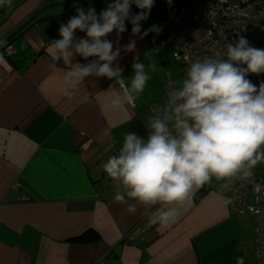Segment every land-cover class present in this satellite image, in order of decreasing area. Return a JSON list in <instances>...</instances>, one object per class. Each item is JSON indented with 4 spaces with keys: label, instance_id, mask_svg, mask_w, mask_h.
Wrapping results in <instances>:
<instances>
[{
    "label": "crops",
    "instance_id": "1",
    "mask_svg": "<svg viewBox=\"0 0 264 264\" xmlns=\"http://www.w3.org/2000/svg\"><path fill=\"white\" fill-rule=\"evenodd\" d=\"M82 1L94 0H13L11 8H0V46L48 8L15 35L16 52L0 56V264H254L256 220L231 210L232 183L221 189L225 181L213 177L194 188L167 227L150 223L139 204L129 213L135 201L114 200V182L102 165L118 155L126 131L146 138V120L166 101L167 84L181 85L172 72L176 62L160 57L175 46L167 37L151 43L153 33L133 36L126 22L119 46L136 41L135 51H122L117 61L126 83L134 57L158 68L135 105L103 111L119 86L109 91L114 81L95 76L65 97L63 72L52 69L48 45L59 39L60 24L75 15L67 6ZM171 3L154 0L142 32L163 22L155 7ZM107 39L115 48L117 34ZM92 59L77 56L74 62ZM58 67L65 65L60 61ZM104 131L109 136L103 137Z\"/></svg>",
    "mask_w": 264,
    "mask_h": 264
},
{
    "label": "clouds",
    "instance_id": "2",
    "mask_svg": "<svg viewBox=\"0 0 264 264\" xmlns=\"http://www.w3.org/2000/svg\"><path fill=\"white\" fill-rule=\"evenodd\" d=\"M133 5L140 10L136 14L131 12ZM12 6L13 0H0V8ZM73 7L75 15L60 24L59 39L48 45L52 69L63 72L62 95L70 98L86 78L95 76L114 81L109 91L119 86L102 105L103 111L134 106L150 73L158 68L154 61L145 64L134 57L133 75L126 83L117 61L122 51H135L136 41L121 47L119 37L127 31L126 22L132 26V35L141 39L160 33L158 25L142 32L154 0H113L99 14L91 5L87 10ZM77 31L85 36L77 37ZM113 32L115 48L107 39ZM226 48V58L218 54L192 62L181 85L169 90L164 104L147 118L146 138L126 131L118 155L102 165L114 182V200L135 201L129 204V213L135 214L139 204L150 223L167 227L176 222L178 209L187 205L194 188L215 177L225 181L220 188L227 189L234 180L250 177L252 169L264 162V81L257 86L248 79L264 74V49L251 46L242 36ZM77 56L94 59L82 64L74 62ZM60 61L64 68L58 67Z\"/></svg>",
    "mask_w": 264,
    "mask_h": 264
},
{
    "label": "built area",
    "instance_id": "3",
    "mask_svg": "<svg viewBox=\"0 0 264 264\" xmlns=\"http://www.w3.org/2000/svg\"><path fill=\"white\" fill-rule=\"evenodd\" d=\"M156 8L162 10L164 20L159 25L162 30L153 32L150 42L170 38L175 46L174 59L185 70L197 60L218 54L226 58L227 44H234L241 36L251 46L264 44V0H240L238 4L227 0H175ZM15 52L14 46L7 45L0 56L10 57ZM248 79L257 86L264 81L263 74L257 76L256 83L251 75ZM173 88L171 81L166 86L167 95ZM232 187L230 208L236 214L255 217L254 264H264V176L257 177L252 169L250 177L234 180Z\"/></svg>",
    "mask_w": 264,
    "mask_h": 264
},
{
    "label": "rangeland",
    "instance_id": "4",
    "mask_svg": "<svg viewBox=\"0 0 264 264\" xmlns=\"http://www.w3.org/2000/svg\"><path fill=\"white\" fill-rule=\"evenodd\" d=\"M253 47H256V48H261V49H264V44L263 43H255L254 45H252ZM174 51L171 52L168 51L167 53H165V51H162L160 53V57L164 60V61H175L174 59ZM176 62V61H175ZM177 67V70H173L172 72L175 73V77L176 79H179V83L181 84L183 79L185 78V74H186V71L184 69V67H182L181 65H179L177 62L174 63ZM252 76V79H253V82L255 83L256 79H257V75H251ZM264 76V74H263ZM255 170H257V177H260V176H264V162H261L260 164H258L257 166L254 167ZM259 175V176H258ZM232 191H233V188H232Z\"/></svg>",
    "mask_w": 264,
    "mask_h": 264
},
{
    "label": "trees",
    "instance_id": "5",
    "mask_svg": "<svg viewBox=\"0 0 264 264\" xmlns=\"http://www.w3.org/2000/svg\"><path fill=\"white\" fill-rule=\"evenodd\" d=\"M110 2H113V0H94V1H82V2H76L77 4L76 5H79V6H83L85 9H87L90 5L91 6H94L95 7V9H96V11H97V14H99L100 13V11L101 10H103L106 6H107V4L108 3H110ZM75 3H71V5L70 6H67V8H74L73 7V5H74ZM156 8V7H155ZM156 9H158V8H156ZM136 10H139V9H137L136 7H135V5H133L132 6V9H131V12H135ZM140 11V10H139ZM21 34V33H20ZM15 38H17L16 36L14 37V40H15ZM14 40L12 39V40H9L4 46H2L1 48H0V53H1V51L7 46V45H9L11 42H14Z\"/></svg>",
    "mask_w": 264,
    "mask_h": 264
},
{
    "label": "water",
    "instance_id": "6",
    "mask_svg": "<svg viewBox=\"0 0 264 264\" xmlns=\"http://www.w3.org/2000/svg\"><path fill=\"white\" fill-rule=\"evenodd\" d=\"M73 4V3H72ZM75 4H77V3H75ZM48 8H45V9H43V10H41L39 13H37L28 23H26L23 27H21V29L19 30V31H17L16 33H14V35H12L11 37H9L6 41H5V43H3L1 46H0V48L2 47V46H4L9 40H11L12 38H14L15 37V35L16 34H20L23 30H25V28L27 27V26H29V24L31 23V22H33V20H35V18H37V16L39 15V14H41V13H43V12H45V10H47Z\"/></svg>",
    "mask_w": 264,
    "mask_h": 264
},
{
    "label": "flooded vegetation",
    "instance_id": "7",
    "mask_svg": "<svg viewBox=\"0 0 264 264\" xmlns=\"http://www.w3.org/2000/svg\"><path fill=\"white\" fill-rule=\"evenodd\" d=\"M12 39L14 40V38H12ZM12 39H11V40H12ZM9 45H10V46H11V45L13 46V42H11Z\"/></svg>",
    "mask_w": 264,
    "mask_h": 264
}]
</instances>
